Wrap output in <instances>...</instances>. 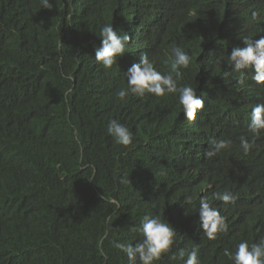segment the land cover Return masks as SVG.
Wrapping results in <instances>:
<instances>
[{"label":"trees","instance_id":"obj_1","mask_svg":"<svg viewBox=\"0 0 264 264\" xmlns=\"http://www.w3.org/2000/svg\"><path fill=\"white\" fill-rule=\"evenodd\" d=\"M52 2L0 0V264H129L115 242L142 240L145 215L177 231L156 264H184L179 252L193 248L201 264H233L225 249L264 238V166L255 145L247 155L239 146L254 144L240 79L247 93L264 89L251 70L232 72L228 55L241 39L237 17L264 12V0ZM106 23L131 37L111 69L95 60ZM174 46L196 57L177 78L204 100L193 121L176 94L117 96L141 54L170 72ZM112 119L128 126L130 146L108 134ZM213 132L231 146L206 158ZM226 190L235 203L214 199ZM201 196L227 218L215 240L199 227Z\"/></svg>","mask_w":264,"mask_h":264},{"label":"clouds","instance_id":"obj_2","mask_svg":"<svg viewBox=\"0 0 264 264\" xmlns=\"http://www.w3.org/2000/svg\"><path fill=\"white\" fill-rule=\"evenodd\" d=\"M40 2L43 9L52 10L55 7L52 0H40ZM250 10L252 11L251 16L246 14V12L250 13ZM192 23V19L188 20L186 24L188 30L191 29ZM236 26L241 39L231 48L232 51L228 55V67L232 72L251 70V79L257 83L256 87L264 89V12H260L254 7L243 9L237 17ZM139 27L141 26H138V30ZM99 37L101 45L95 50V60L104 69H111L117 63V58L125 54L131 37L127 33L119 34L114 29L113 23H106L100 29ZM171 57V71L163 73L154 67V63L150 61L146 53L141 54L138 58L139 62L133 63L125 73L127 87L119 89L117 96L120 100H125L130 94L140 98L145 97L146 94L155 97L176 94L185 118L193 121L204 109V100L197 95L196 88L191 85L178 86L177 78L181 76L180 69H188L192 59L196 60V57L193 55L191 57L179 46L171 48ZM206 62L207 60L204 62L205 65ZM229 74L228 71L224 73L225 76ZM247 89V85H243V79H240L238 91L241 95L238 96L242 100H250V102L247 109L241 110L239 113L248 123L254 144L245 137H241L239 146L247 155L255 145V153L260 161L256 169H259L264 166V134L260 135V132L264 131V90L247 93ZM107 132L118 145L127 147L133 143V134L128 126L116 119L108 122ZM210 139L212 140L210 141ZM209 141L210 147L204 153L206 158H212L231 146V141L223 132H213ZM129 182V178L121 179L123 184ZM237 198L236 194L227 190L214 193V199L225 205L235 203ZM186 199L188 203H191V196ZM198 213L199 227L209 240H215L219 234L228 231L227 218L205 196L200 198ZM107 222L111 225V217L107 218ZM139 231L143 238L135 244L115 242V247L127 255L129 264H137V262L139 264H156L163 254L172 250L177 231L161 216L145 215ZM224 255L233 264H264V238L252 244L241 241L234 250L225 249ZM185 256L187 258L184 260V264H201L198 249L193 248L187 252L181 250L179 258L183 259Z\"/></svg>","mask_w":264,"mask_h":264},{"label":"bare ground","instance_id":"obj_3","mask_svg":"<svg viewBox=\"0 0 264 264\" xmlns=\"http://www.w3.org/2000/svg\"><path fill=\"white\" fill-rule=\"evenodd\" d=\"M244 85V84H243Z\"/></svg>","mask_w":264,"mask_h":264}]
</instances>
